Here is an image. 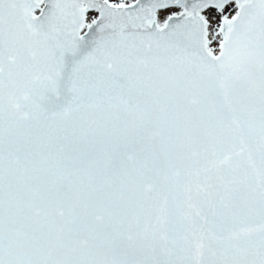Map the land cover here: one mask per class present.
Segmentation results:
<instances>
[{
  "label": "snow or ice",
  "instance_id": "snow-or-ice-1",
  "mask_svg": "<svg viewBox=\"0 0 264 264\" xmlns=\"http://www.w3.org/2000/svg\"><path fill=\"white\" fill-rule=\"evenodd\" d=\"M0 264H264V0H0Z\"/></svg>",
  "mask_w": 264,
  "mask_h": 264
}]
</instances>
